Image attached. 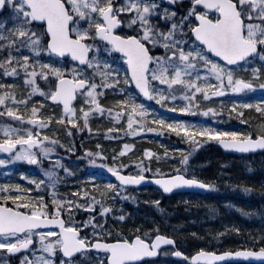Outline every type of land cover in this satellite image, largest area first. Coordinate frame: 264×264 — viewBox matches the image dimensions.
Here are the masks:
<instances>
[{
    "label": "snow or ice",
    "instance_id": "obj_1",
    "mask_svg": "<svg viewBox=\"0 0 264 264\" xmlns=\"http://www.w3.org/2000/svg\"><path fill=\"white\" fill-rule=\"evenodd\" d=\"M176 2L0 0V11L8 10V16L0 19V118L12 121L0 123V152L9 154L0 165L12 161L40 165L42 158L51 159L57 145L74 150L49 131L57 126L69 136L73 130L92 131L89 121L96 116L124 120L126 127L115 129L124 136L175 134L194 148L206 139L241 152L264 150V122L255 134L222 130L206 122L166 118L140 102L143 97L168 109L179 100L171 111L192 113L201 100L264 91L260 82L264 80V0H189L179 13L171 7ZM240 72L248 73V78ZM20 83L23 91H18ZM107 95L120 98L106 106L101 100ZM238 108H254L264 121V99L253 103L238 96L231 109ZM198 111L203 116L216 113L212 107ZM238 115L243 118L242 112ZM105 131L111 134L113 129ZM133 147L124 143L119 153L114 150L111 163L100 144L95 151L83 149L96 172L87 175V183L63 195L55 191L56 174L45 170L47 184L37 179L30 183L36 189L51 188L48 200L34 194L32 187L0 184V249L12 256L19 253L18 264H81L78 256L86 257L88 264H146L144 258L156 257L162 245L174 250L160 254L183 258L181 264L264 258V246L223 252L199 248L186 254L158 226L122 227L126 214H113L110 223L112 206L106 202L120 198L126 186L154 180L165 193L214 187L188 174L189 154H182L181 167L167 173L157 167L153 172L152 158L168 159L169 151L161 154L147 148L142 152L147 161L137 158L125 163L121 157ZM59 165L57 158L52 167ZM104 170L115 177V183L97 182ZM20 175L29 179L23 172ZM153 203L159 206V201ZM82 210L90 214L78 222L74 217Z\"/></svg>",
    "mask_w": 264,
    "mask_h": 264
},
{
    "label": "trees",
    "instance_id": "obj_2",
    "mask_svg": "<svg viewBox=\"0 0 264 264\" xmlns=\"http://www.w3.org/2000/svg\"><path fill=\"white\" fill-rule=\"evenodd\" d=\"M115 99L118 97L107 95L103 98V103L106 106H112ZM146 105L149 104L146 103ZM238 112L243 113V118L238 115ZM234 113L235 118L238 119L246 120L251 116L264 122L254 108L243 110L238 108ZM136 118L139 119V117ZM11 122L7 118H0V123ZM109 128L114 131L119 129V125L108 124L106 128H103V135ZM111 136L112 133L108 134L106 139L108 142H112ZM170 136V139L175 141L170 150L178 149L181 152L182 148L185 150L182 154L192 153L194 148L191 144L181 145L179 143H183L184 140L179 139L175 134ZM84 139L82 138V140ZM162 141L167 142L166 138H162ZM147 148L163 154L156 142L144 144L140 150ZM103 149L107 152L104 154L108 157V162L111 163L114 150L120 152L122 148L119 144L107 146L103 143ZM133 149L135 150V148ZM182 154L175 156L169 153L168 159H164L162 156L160 161H156L153 157V172L157 167L165 173L171 168L181 167ZM143 160L147 161V158L143 157ZM189 161L200 162L197 165V175L213 183L214 188L211 195L176 194L170 198H159V193L153 191L156 194L155 201H159V206H157L153 201H143L134 189H128L126 194H118L120 198L107 200L106 204L112 206V213L108 214L109 222H112L113 214L116 216L126 214V223L121 224L122 227L128 228L133 224H140L148 228L158 226L161 233L174 237L179 247L190 253L199 248L219 252L242 248L256 250L260 246H264V239H261L264 237V161H261L259 156L238 157L225 154L217 147L208 149L205 144L199 147L196 156ZM189 166L187 163L186 167ZM145 174L150 175L147 172ZM78 180L59 177L57 193L63 195L72 192L76 188ZM245 189H249V191H245ZM42 194L47 200L50 193L44 187ZM127 196H131L133 199L123 198ZM97 208L99 209V206ZM236 229L239 231L237 232Z\"/></svg>",
    "mask_w": 264,
    "mask_h": 264
},
{
    "label": "rangeland",
    "instance_id": "obj_3",
    "mask_svg": "<svg viewBox=\"0 0 264 264\" xmlns=\"http://www.w3.org/2000/svg\"><path fill=\"white\" fill-rule=\"evenodd\" d=\"M177 1H184V0H177ZM189 1V0H187ZM11 23V21H9V24ZM239 75H241L243 78H248V73H244V72H240L238 73ZM260 82H264V80H261ZM19 83V82H18ZM129 87V86H128ZM130 88V87H129ZM19 91H23V84L20 83V87H19ZM134 94V93H132ZM241 97L242 99H251L253 98L254 100L251 101L253 103L259 101V99L257 100L258 97H261V100L264 99V91H261L260 89H256L254 92L248 93L246 96H242V94H225L222 97H211L209 101H204L201 100L199 105L197 107L193 108V112L192 113H172L171 116H166L164 115L166 118L169 119H184V120H191L194 122H206L207 124L211 125L212 127L218 128V129H222V130H235V131H241V132H249L252 131L254 134L255 132H257L259 130V125L262 123L256 119H254L253 117H249L248 119H246V121H248V123H244V119H238L235 118V113L231 109V104L233 102V100L236 97ZM120 98V97H119ZM35 99H39V94H37V96L35 97ZM103 100V99H102ZM101 100V101H102ZM141 102V101H140ZM156 102V101H155ZM157 104V103H155ZM180 105V101L177 100L174 104H170L169 107H175V106H179ZM46 108H49V105L45 106ZM207 107H212L216 109V113L215 116H203L200 114V111H198V109H203V108H207ZM222 107V110H221ZM245 108H242V110ZM50 110H54V109H50ZM231 112V114H230ZM251 114V113H250ZM177 115V116H176ZM122 127H126V123L125 121H115L114 122V117H107V116H96V117H92L89 121V126L92 129V131H89L87 128H85L83 131H76L74 130V134H77L76 137H74L73 135L69 136L63 129V126H57L56 128H52L51 131H49V135L54 136L56 139H59L61 141L62 145H67V146H71L72 148H74V150H69V148L67 147H62L60 145L56 146V152L51 154V159L49 158H42V163L40 165H37L34 169H33V164L26 162V161H12L6 165H0L1 167H10V169H7L6 172H0V177L5 176L7 173H11L14 170H18V174L16 177H18V181H26V179H24L20 173L23 172L24 175L26 176L25 170L30 169V167L32 168L33 172H38L40 173L42 176H44V171L45 170H50L53 171L55 174H58L59 177H66V176H70V177H75L76 179H79L76 183V187H78L81 184V177L82 175H84V177L82 178V183H87L86 177L89 174H93L96 172V166H91L88 165L87 163V156L86 154L83 155H79V150H78V144H77V137L79 134L84 133L85 131L87 132V134L89 136L92 137L91 140H89L86 143V147H85V143H82L81 145L87 149L96 150V145L97 144H102L103 141L105 140L108 144L109 142L106 140L108 137V134L105 132L103 135V128H106L105 125L108 124H119ZM2 135V134H0ZM119 136V137H123V138H118V139H112V142H118V141H122L121 146L123 147L124 143H129V144H133L135 148H137L136 150H134L133 152L129 153L127 150L124 152L123 156L121 157V159H123V161L125 163H127L129 160H135L137 158H140L143 160V156H142V152L143 150H140V146L141 143L144 144H152L154 142H157L158 148L161 150L162 153L165 152V150H170V148H172V146L174 145L173 139H170V135H167L166 137L163 135H160L158 133H142L139 134L136 137L133 136H124L123 132L121 131L119 134L114 130L112 132V136ZM111 136V137H112ZM146 137V138H144ZM150 137H153L152 139ZM162 138H166L167 142L162 143ZM150 140V141H149ZM214 143H218V141L215 140H206L203 144H209L210 147H212L214 145ZM181 145H188L190 144L188 141L184 140L183 143H179ZM202 144H200L201 146ZM192 148H194L192 146ZM198 149V148H194V151ZM182 150V148L180 149ZM184 150V149H183ZM129 155H128V153ZM119 153V152H117ZM183 152H179V150L175 149L171 154L178 156L179 154H182ZM0 156H3L0 153ZM5 158V156H4ZM57 158H60V165L59 167H52V165H55ZM193 158V154L189 153V159ZM260 160L264 161V154L260 155ZM148 159V158H147ZM198 162L193 165L192 167L188 168V174L190 175H194L196 174L195 172L198 171ZM132 166V165H130ZM67 169L68 172L66 173L64 170ZM109 173L104 170V175H108ZM15 182V183H18ZM108 181H112L110 179H108L107 177H104L103 179H99L97 180V182L99 184H105ZM113 182V181H112ZM22 186H25L24 184H22L21 182H19ZM114 183V182H113ZM0 184H3L2 182H0ZM28 187V186H26ZM51 189V188H50ZM125 189H123L124 191ZM52 191V189H51ZM51 191L49 192L51 194ZM144 193H148V190H143ZM49 199V196L48 198ZM82 200L84 198H81ZM95 211H97V209H95ZM90 214L89 210H82L80 213H77L74 217V219L76 221H81V220H86L88 218V215ZM91 214H95V212L93 211ZM97 219H99V217H97ZM225 248H230V247H226ZM230 249H235V248H230ZM165 252H170V250L165 251ZM8 261V256L7 255H2L0 254V261ZM81 264H88V260L87 258H81ZM16 264H18V261H16ZM150 264V263H149ZM156 264H180V262L177 261L176 257L172 256V255H163V258L158 261Z\"/></svg>",
    "mask_w": 264,
    "mask_h": 264
},
{
    "label": "water",
    "instance_id": "obj_4",
    "mask_svg": "<svg viewBox=\"0 0 264 264\" xmlns=\"http://www.w3.org/2000/svg\"><path fill=\"white\" fill-rule=\"evenodd\" d=\"M1 12L2 11H0V13ZM147 100H149V99H147ZM220 146L222 147V149L224 151H226V152H233V153H236L238 155L256 154V153H259V152H263L264 151V150L256 149V150H250L249 152H241V151L236 150V149H226V148L223 147L222 144H220ZM141 186H153V187H156V188H159V189L162 190V188L159 185H156L155 184L154 180H146V181H143L141 183V185H129L127 187H141ZM209 191H210V188L205 189V188H200V187H193V188L174 189L172 192H169V193H165L163 191V193L164 194H167V195H171V194H173L175 192H194V193L206 194ZM164 247H168V246H163L162 245L161 246V249L164 248ZM158 256H159V250H158V255L156 257L144 258V259L145 260L156 259V258H158ZM176 258H178V257H176ZM178 259H181V258H178ZM239 262L263 264L264 263V258H258V257H256V258L227 257V258H225L222 261H216V262H214V264L239 263Z\"/></svg>",
    "mask_w": 264,
    "mask_h": 264
},
{
    "label": "flooded vegetation",
    "instance_id": "obj_5",
    "mask_svg": "<svg viewBox=\"0 0 264 264\" xmlns=\"http://www.w3.org/2000/svg\"><path fill=\"white\" fill-rule=\"evenodd\" d=\"M6 253V250H4ZM19 256H16V258H12L13 261H16L18 259Z\"/></svg>",
    "mask_w": 264,
    "mask_h": 264
},
{
    "label": "bare ground",
    "instance_id": "obj_6",
    "mask_svg": "<svg viewBox=\"0 0 264 264\" xmlns=\"http://www.w3.org/2000/svg\"><path fill=\"white\" fill-rule=\"evenodd\" d=\"M250 249H252V248H250ZM252 250H254V249H252ZM256 250H258V249H256Z\"/></svg>",
    "mask_w": 264,
    "mask_h": 264
}]
</instances>
